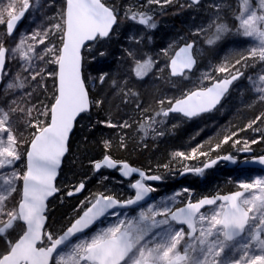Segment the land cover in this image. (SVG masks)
I'll list each match as a JSON object with an SVG mask.
<instances>
[{
    "label": "snow or ice",
    "instance_id": "1",
    "mask_svg": "<svg viewBox=\"0 0 264 264\" xmlns=\"http://www.w3.org/2000/svg\"><path fill=\"white\" fill-rule=\"evenodd\" d=\"M38 3L39 0H8L6 6H0V25L5 26V35L12 36L17 23ZM171 3L172 0H146L144 5L130 3L121 12L106 0H65L64 7L49 18L47 26L33 30L30 35L22 34L14 47H6L0 39V79L7 74L5 68L11 61L19 63L27 73L17 74L9 81L4 97L0 98V241H3L0 264H264V178L240 182V190L231 194L195 202L189 199L184 207L175 210L167 204L144 208L141 202L146 203L148 194L155 191L145 181L161 177L146 175L113 158L114 146L127 148V134L123 130L132 124L127 119L112 118L111 111L105 119L92 124L90 130H119V139L102 137V159L92 164L97 172L102 168L116 169L124 177L138 173L140 179L131 184L134 197L121 201L97 193L81 201L76 217L61 231H52L48 223V201L60 191L56 180L78 118H85L107 100V96L100 99L90 96L86 86L89 77L85 75L89 61L108 55L102 50L103 45L117 35L123 22L131 21L145 30L155 29L157 22L149 6ZM200 3L201 0H190L188 6ZM239 5L233 27L220 22V5H211L217 9L215 19L207 28H198L194 35L204 34L205 43L215 46L226 35L235 34L250 38V46L236 52L234 62L225 59L214 68L215 73L225 74L223 78L204 73L202 80L210 81L208 85L188 90L179 98L158 99L160 107L153 110L154 114H149L139 92L129 83L132 77L143 80L152 72L155 67L152 57H140L136 49L126 48L125 58L131 61L127 77L101 72L91 79L101 87L107 86L122 104L135 105V111L142 114L143 122L138 127L145 137L156 131V125L164 123L158 117L179 113L192 119L211 112L221 105L230 86L243 76L240 67L249 66V60L264 64V0H258L256 7L251 0H239ZM143 38V34L128 37L135 44H140ZM195 43H185L171 58L168 65L171 77L187 78L195 67ZM48 78L55 81L54 92L51 102L44 104L37 101L36 93L47 90ZM248 79L256 99L264 103V74L259 75L258 81ZM258 123H264V112L246 128L252 129ZM237 134L225 136L210 151L227 144ZM200 147L188 155L177 152L175 156L191 160L197 158L198 152L201 156L209 155L199 151ZM242 150L251 151L248 142ZM216 162L210 160L203 168L185 167V171L202 173ZM256 162L264 165V156L257 157ZM84 188L81 182L67 195L73 196ZM134 205L141 209L136 216L129 217L127 211H121ZM206 206L214 207L202 211ZM110 217L115 221H110Z\"/></svg>",
    "mask_w": 264,
    "mask_h": 264
},
{
    "label": "trees",
    "instance_id": "2",
    "mask_svg": "<svg viewBox=\"0 0 264 264\" xmlns=\"http://www.w3.org/2000/svg\"><path fill=\"white\" fill-rule=\"evenodd\" d=\"M109 5H116L121 12L124 7L130 3L136 5H144L146 0H106ZM189 0H172L171 4L163 6L150 5L153 10L157 27L151 30H145L144 26L134 24L131 21H125L120 25L118 33L113 39L103 45L102 50H106L108 55L98 58L96 61H89L85 75L89 77L87 86L93 99H100L107 96L106 102L100 108H93L85 118L80 119L77 124L74 135L72 136L69 153L64 161L57 187L60 189L57 197L50 202L48 215V223L52 225L51 230L59 232L64 229L76 217L77 210L81 201L90 198L97 193H105L112 195L118 200H127L133 197V191L130 182H125L118 175L109 172H96L92 161L102 159L104 149L101 144V138H113L118 141L117 132L119 130L96 128L91 129L90 126L97 120L105 119L111 111L112 118L116 120L127 119L132 127L123 130L126 133V149H119L114 146L112 156L114 159L127 162L148 174L160 175L164 181V190L158 194L169 197L179 187L177 182L181 172L185 167L203 166L210 160L219 157L233 155L242 156L244 143L248 142L251 151L257 155H264V123H258L252 129L246 128L254 117L264 112V103L256 99V93L252 90L253 85L248 77L258 81L261 74L262 64L249 60L247 67H240L244 77L236 84L230 95L224 101L222 106L215 112L202 116L196 120L188 121L181 116H169L163 119V124L156 125V131H150L145 137L143 132L139 130V124L143 122L142 114L135 111L134 104L124 105L120 100L114 97L111 90L107 87H101L95 84L91 78L97 77L101 72H108L115 77H127L131 66V61L125 58L124 49H136L138 55L143 58L152 57L155 61V67L150 77L144 80H137L134 77L129 80L133 89L140 94V100L144 106L149 108V114H154L153 110H158L160 105L156 101L160 98H179L188 90L198 86H205L210 81H201L202 78L191 80L173 79L170 76L168 64L174 53L185 44L182 39L187 33V25H194L195 28L207 25V21H197L198 15L189 18L188 9L191 14L194 7H189ZM236 0H232L228 5L231 12L227 19L223 22L230 27L236 24L234 19L238 11ZM65 0H57L52 17L58 15L64 7ZM194 18V20H193ZM196 20V22H194ZM3 30H6L5 27ZM143 34V40L140 44L129 41L130 35L140 36ZM151 37V40L148 37ZM234 34L226 35L222 40L218 41L215 46L206 44L205 58H202V65H198V69L204 67L205 73H210L216 78H223L224 74H217L213 70L225 59L233 61L236 58V52L245 51L250 46V41L238 38ZM181 38V40H180ZM189 42L195 41L189 37ZM166 50V52H165ZM54 68L55 66H51ZM197 69V70H198ZM196 73V72H195ZM47 90L40 89L36 98L37 101L44 104L51 102L52 93L54 92L55 81L48 78ZM36 102V101H35ZM168 107L167 103L164 105ZM259 129L257 131L256 129ZM243 129V130H241ZM162 131L163 135H157ZM232 132L238 134L233 137L227 144H223L219 149L210 151L217 143H220L227 135ZM239 140L240 143L234 144ZM252 140L258 141L251 143ZM199 151L209 153L207 156L197 153L196 159H183L176 157L175 153L183 152L190 154L193 149L201 146ZM167 165V167H165ZM213 172V171H212ZM207 175L208 188L202 193H222L230 194L240 190L235 180H232L235 172H244L240 170H228L226 167L222 171L215 172L213 175ZM177 176L173 177V175ZM107 177V179H105ZM174 181V183H171ZM81 182L85 184L83 193L78 197L68 196L67 192L73 187L78 186ZM186 183L181 184L182 188L186 185H199L200 181L188 179ZM206 191V192H205ZM178 206V205H177ZM177 206L172 207L174 210ZM3 247V241H0V248Z\"/></svg>",
    "mask_w": 264,
    "mask_h": 264
},
{
    "label": "rangeland",
    "instance_id": "3",
    "mask_svg": "<svg viewBox=\"0 0 264 264\" xmlns=\"http://www.w3.org/2000/svg\"><path fill=\"white\" fill-rule=\"evenodd\" d=\"M231 1L232 0H205L202 3H200V5L193 6L194 9H192V13L199 15L201 17L200 21L206 20L207 25L200 26V27L207 28L210 21L215 19V14L217 12V9L214 7H211V5H215V4L220 5V10H219L220 22H223L224 19H227L226 16H229V13L231 12L228 9V8H230V6H228V5L231 3ZM56 2H57V0H39L38 5H34V7L29 9V11L26 13L25 19L20 24V26L18 27L15 34H13L10 37L5 35L6 30H3V28L5 26L0 25V39L4 40L5 46L6 47H14L22 34L23 35H30L33 30H39L40 28L47 26L51 22L49 20V18L52 17V13L54 12ZM236 2H237L236 3L237 7H234V10L235 11L237 10L239 12V10H240L239 0H236ZM251 2H252L253 7H256L258 0H251ZM7 3H8V0H0V6H6ZM188 12H189V17H190V13H191L190 9H188ZM234 19H235V17H234ZM193 24H195V23H193ZM195 27L196 26L193 27V25L192 26H188V25L186 26L187 33H186L185 37L182 39V41L184 43H191V42H189V39H188L189 37H191L195 40L196 45H197L196 46L197 47L196 48V57H197L198 63L200 65H202V64H205V63H203L202 58H205V56H206L205 47H204L206 45L205 35L204 34L194 35V33L197 30ZM197 28H199V27H197ZM236 36H238V35H236ZM238 38L250 41V38H244L241 36H239ZM180 40H181V38H180ZM5 72L7 74L5 76H3V78H2V84L0 86V98L4 97V89L6 87V84L9 81L13 80L17 76V74H21L22 76L27 75V73L23 72L22 68L20 67V64L17 63L16 61L9 62L6 65ZM195 72L196 73L190 74L188 76L189 80L192 79V78H190L191 76L192 77L194 76L193 77L194 80H198V79L202 78L203 74L205 73L204 67L199 68ZM151 73H149V75H151ZM261 74H264V64H262ZM147 77H145L144 79H146ZM201 81L203 82L205 80H201ZM0 102H2V100H0ZM223 167H225V166L222 164L215 167L212 170L213 172L211 171L212 174H210V175H213L215 172L222 171ZM258 177L264 178V174L260 173V172H256V171H244L241 173L235 172L234 176L232 177L233 178L232 180H235L236 184L239 185L240 182H251L252 180H254L255 178H258ZM180 195L181 194L177 195V193H172L169 197L161 196L160 198H155L152 201V203L149 205H155L157 208H160L164 204H167L169 207L172 208V207L177 206L178 204H180L182 202ZM170 198H174V199H170ZM147 207H145V208H147ZM139 211L134 212V213H128V215H129V217L136 216ZM208 211H210V209ZM157 219H160V217H157ZM109 220L114 222L115 218L110 217ZM107 223H108V221L105 222L104 226H107Z\"/></svg>",
    "mask_w": 264,
    "mask_h": 264
},
{
    "label": "water",
    "instance_id": "4",
    "mask_svg": "<svg viewBox=\"0 0 264 264\" xmlns=\"http://www.w3.org/2000/svg\"><path fill=\"white\" fill-rule=\"evenodd\" d=\"M189 1H190V0H189ZM25 16H26V14H25ZM24 19H25V17H23V18L17 23L16 28H15L13 34H15V32L17 31L18 27L20 26V24L23 22ZM183 46H184V45H183ZM183 46H181V47H183ZM181 47H180V48H181ZM180 48H179V49H180ZM179 49H178L176 52H178ZM195 49H196V44H195V46H194V50H193V54H194V56H195ZM175 54H176V53H175ZM174 56H175V55H174ZM195 57H196V56H195ZM197 65H198V61H197L196 65H195V67H194V68L192 69V71L190 72V74L194 73V71H195L196 68H197ZM169 71H170V69H169ZM243 76H244V74H243ZM243 76H241L239 80L235 81V82L233 83V85L230 86L229 93L226 94L225 98L230 94V92H231V90L233 89L234 85H235L238 81H240V80L243 78ZM172 78H173V79H180V77H172ZM1 84H2V79H0V86H1ZM86 86H87V85H86ZM87 87H88V86H87ZM90 96H91V95H90ZM225 98L222 99V101H221V105H222L223 101L225 100ZM221 105H218L217 108L214 109V110L211 111V112L203 113V114H201L200 116H198V117H194V118H192V119H188V118H186V117H183V115H182V114H179V113H171L170 115L181 116V117L185 118V119L188 120V121H193V120H196V119H198V118H200V117H202V116H205V115H208V114H211V113L215 112V111H216ZM79 121H80V118H78V122H79ZM78 122L76 123V125H75V127H74V129H73V132H72L71 135H70V138H69V146H70V142H71L72 136H73L74 133H75V130H76V127H77ZM68 153H69V151H68ZM68 153L65 155V157H64V159H63V162H62V164H61L60 170H59V172H58V176H57L56 184L58 183V180H59V178H60L61 171H62L63 166H64V161H65L66 157L68 156ZM252 153H253L252 151H247V152H243V155L246 156V157H249V156L252 155ZM228 156H231L232 159H230V160H225V159H219V158H217V159H215V160L217 161L216 164L213 165V166L210 167V168H204L203 172L209 171V170L215 168L216 166H218V165H220V164H227V166H228L229 169H235V168L238 167V169H252V170H258V171H261V172L264 173V165H261V164H259L258 162H256V158H257V157H256V158H253V159H251V160H249V161H245V162L241 163L240 165H238V162H239L238 158L234 157L233 155H228ZM128 164H129V163H128ZM129 165H130V164H129ZM130 166H132V165H130ZM132 167H133V166H132ZM134 168H136V167H134ZM202 168H203V167H202ZM104 169L109 170V171H112V172L118 171V170H116V169H107V168H102L100 171H102V170H104ZM136 169H138V168H136ZM139 170H140V169H139ZM100 171H98V172H100ZM141 171H142V170H141ZM96 172H97V171H96ZM143 172H144V171H143ZM203 172H202V173H203ZM145 173H146V172H145ZM193 173H196L199 177L202 175V173H197V172H195V171H184V172L182 173V175H181L180 178L183 179V178H185V177H187V176H189V175H192ZM119 175H120V177H121L123 180H126V181L131 180L133 177H137V178L140 179L138 173H133L131 177H124V176H122V174H121L120 172H119ZM146 175H147V173H146ZM162 181H163V180H162V178H161L160 180H146L145 183H146L148 186L152 187L151 185H153V184H161ZM83 190H84V189H83ZM83 190H82L81 192H79V193L74 194L72 197H78V196H80V195L82 194ZM133 191H134V195H135V190L133 189ZM58 194H59V192H57L56 194H54L52 197L49 198V201H48V209H49V204H50V202L53 201V200L57 197ZM153 194H154V192H150V193L148 194V197H146V203H145L144 201L141 202V204L143 205V207L149 205V204L152 202V200H153ZM230 194H231V193H230ZM183 207H184V206H183ZM212 207H214V206H206L205 209H202V211H205V210H207V209H209V208H212ZM180 208H181V207H180ZM132 209L138 210V209H140V208H137V207L134 205V206H132V207L129 208V209H121V211H132ZM185 227H186V226H185Z\"/></svg>",
    "mask_w": 264,
    "mask_h": 264
},
{
    "label": "flooded vegetation",
    "instance_id": "5",
    "mask_svg": "<svg viewBox=\"0 0 264 264\" xmlns=\"http://www.w3.org/2000/svg\"><path fill=\"white\" fill-rule=\"evenodd\" d=\"M187 77H188V76H187ZM183 79H184V78H183ZM252 152H253V151H252ZM259 156H264V155H257L255 152H253L252 155H251L250 157H246L247 159H242V160H240V162H241V161H244V160L253 159V158H256V157H259ZM243 157H244V156H243ZM244 158H245V157H244ZM133 167H134V166H133ZM201 167H202V166H199V167H190L189 169H196V168H201ZM136 168H137V167H136ZM212 170H213V169H211V170H209V171H206V172H203L202 175H201L200 177H199L196 173H193L192 175H189V176H187V177H185V178H183V179L180 178L181 175H182V172H181V174H180V176L178 177V180H177V182H179L180 185L186 183L185 181L188 180V179H189V180H190V179H194V177L197 178V179L200 181V184H199V185L192 184V186H191L190 183H189V185H186L185 188H182V187L179 185V187L175 189L174 193H179V194H181L180 197H181V199H182V202H181L180 204H178V206H177L175 209L185 206V204L188 202L189 199L192 200L193 202H195V201H197V200H199V199H201V198H204V197H214V196H217V195H227V194H228V193H227V194H222V193H214V194L202 193V192L204 191V189L206 190V188H208V185H207L208 183H206V182L208 181L207 175H208L209 173H211ZM102 171L109 172L110 174L118 175L119 178H120L121 180H123V179L120 177V175H119V171L112 172V171H109V170H106V169H104V170H102ZM102 171H100V172H102ZM147 175H157V174H148V173H147ZM177 175H178V174L173 175V177H175V176H177ZM157 176H160V175H157ZM160 177H161V176H160ZM137 179H139V178H137V177H133V178H132L131 180H129V181H126V180H123V181H125V182H130V183L132 184V183H134ZM171 183H174V181H171ZM164 185H165V181H164V179H163V181H162L161 184H153V185H151L152 188L155 189V191H154V196H155V198H157L158 194H160L161 192L165 191L164 188H163ZM185 189H187L188 191L185 192V191H184ZM83 191H84V190H83ZM132 191H133V188H132ZM205 192H206V191H205ZM82 193H83V192H82ZM133 194H134V191H133ZM133 197H134V195H133ZM175 209H174V210H175ZM209 209H211V208H209ZM209 209H207V210H205V211H208ZM137 211H139V209H138V210H135V211H133V210H132V211H129L128 213H134V212H137Z\"/></svg>",
    "mask_w": 264,
    "mask_h": 264
},
{
    "label": "bare ground",
    "instance_id": "6",
    "mask_svg": "<svg viewBox=\"0 0 264 264\" xmlns=\"http://www.w3.org/2000/svg\"><path fill=\"white\" fill-rule=\"evenodd\" d=\"M203 1H205V0H201V3H202ZM192 15H194V18H195L197 14H195V13L191 14V13H190V17H191ZM190 17H189V18H190ZM194 18H193V20H194ZM200 18H201V17L198 15V18H197L196 20L199 21ZM196 20H195L194 22H196ZM188 26H192V25L190 24V25H188ZM194 26H195V25L193 24V27H194ZM183 45H184V44H183ZM183 45H182V46H183ZM180 47H181V46H180ZM204 47H205V50H206V49H207V46L205 45ZM175 53H176V52H175ZM175 53H174V55H175ZM174 55H173V57H174ZM173 57H172V58H173ZM169 63H170V62H169ZM168 65H169V64H168ZM243 74H244V73H243ZM150 76H151V75H149L148 77H150ZM169 116H171V115H169ZM173 116H174V115H173Z\"/></svg>",
    "mask_w": 264,
    "mask_h": 264
}]
</instances>
